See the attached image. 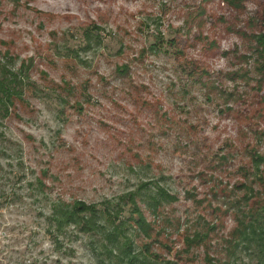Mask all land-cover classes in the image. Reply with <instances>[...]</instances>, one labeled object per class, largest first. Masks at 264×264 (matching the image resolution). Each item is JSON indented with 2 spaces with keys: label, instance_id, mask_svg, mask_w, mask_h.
I'll use <instances>...</instances> for the list:
<instances>
[{
  "label": "rangeland",
  "instance_id": "1",
  "mask_svg": "<svg viewBox=\"0 0 264 264\" xmlns=\"http://www.w3.org/2000/svg\"><path fill=\"white\" fill-rule=\"evenodd\" d=\"M263 15L254 0H0V66L25 84L0 105V264H127L124 236L145 264H257L264 239L237 228L245 185L264 198ZM77 204L92 231L57 227Z\"/></svg>",
  "mask_w": 264,
  "mask_h": 264
},
{
  "label": "trees",
  "instance_id": "2",
  "mask_svg": "<svg viewBox=\"0 0 264 264\" xmlns=\"http://www.w3.org/2000/svg\"><path fill=\"white\" fill-rule=\"evenodd\" d=\"M255 2H263L264 0H254ZM261 17H264L261 16ZM264 19V18H263ZM264 28V27H263ZM264 30V29H263ZM257 42V53L259 54L260 60L263 61V72H264V35L257 34L254 36ZM24 78L21 74H16L5 67L0 66V105L5 109L6 112L9 111L11 106L15 105L16 101H23L25 96V87H24ZM254 164L256 165V175L255 179L259 181V183L264 186V171L260 170V166H264V156L254 154ZM245 188L248 189L247 191L250 193L249 196H244V204L249 207L247 209H243L241 211L242 219L239 220V227L237 228V233L239 237L243 236V239L249 242L262 241L264 239V198L263 196H258V192L256 191L254 186L245 185ZM163 195V193H162ZM164 198L171 199L170 195H164ZM133 204V211L137 214V217L130 218V221H133L136 225L138 231L144 233L146 236H149L151 231L150 224L147 223L146 219L144 218V214L138 208V203L133 198H131ZM255 201V202H253ZM94 208H90L85 204H77L76 206L72 207V209H61L60 213L55 216L54 221L57 223L58 228H62L64 225L75 223L82 227L85 231H92L94 227V222L96 220ZM111 217V216H110ZM119 219V216L116 217ZM77 221V222H75ZM124 222H120L119 225L115 226V233L110 234V237L116 238L118 234H124ZM126 241L124 246H128V243H131L129 247L123 251L124 258L128 260L127 264H145V260L142 262L139 259V255L136 252H133L132 246L133 242L128 237L124 236ZM190 240V244H195L198 241L200 242V236L192 235L188 236ZM264 246L259 251L258 256L260 257L259 262L257 264H264ZM146 250L150 255L154 258H157L158 255L149 252V247L146 246ZM137 255V256H136ZM120 255L119 259L122 261ZM139 256V257H138ZM138 257V258H137ZM210 262V260H209Z\"/></svg>",
  "mask_w": 264,
  "mask_h": 264
}]
</instances>
